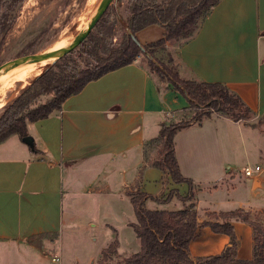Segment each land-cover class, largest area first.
Returning <instances> with one entry per match:
<instances>
[{"label":"crops","instance_id":"obj_1","mask_svg":"<svg viewBox=\"0 0 264 264\" xmlns=\"http://www.w3.org/2000/svg\"><path fill=\"white\" fill-rule=\"evenodd\" d=\"M163 34L161 25L151 24L135 38L142 46ZM173 45L181 78L222 83L255 114L251 121L241 122L212 113L173 137L180 173L193 183L197 228L189 256L196 260L219 254L229 242L227 235L213 232L205 222H222L220 212L244 206L264 210L259 205L264 175L255 186L256 179L241 173L252 164L251 158L255 164L264 163V120L252 125L264 119V0H220L193 37L165 42L167 48ZM187 107V99L172 88L162 89L137 57L89 81L67 97L61 109L28 121L27 133L38 151L17 134L0 142V264H14L17 257V264H38L45 247L54 250L51 258L59 255L61 264L56 243L68 221L76 218L103 235L100 252L115 238L118 254L137 252L140 241L130 225L135 214L126 193L138 190L154 198H164L172 189L188 193L186 182H173L167 171L145 159L147 142ZM237 190L248 191L257 201L252 206L234 203ZM145 205L174 210L182 202L173 196L168 202L147 199ZM204 211L214 218H205ZM230 222L237 238L236 257L250 260L252 228L240 220ZM72 229L69 235L74 237L77 230L74 225ZM45 235L53 236L46 245L34 243Z\"/></svg>","mask_w":264,"mask_h":264},{"label":"trees","instance_id":"obj_2","mask_svg":"<svg viewBox=\"0 0 264 264\" xmlns=\"http://www.w3.org/2000/svg\"><path fill=\"white\" fill-rule=\"evenodd\" d=\"M22 0H0V33L11 25L12 11ZM220 0H128L126 28L118 43H111L97 29L104 25L105 13L89 35L74 50L51 64L32 78L18 94L0 108V142L13 134L20 138L28 135L27 122L47 117L52 111L61 109L62 102L78 93L91 80L132 63L140 54L146 57L147 71L155 77L162 89L172 88L188 101L190 116H184L176 122L163 124L157 138L148 142L159 143L160 157L151 162L153 166L167 171L173 182H186L189 190L180 195L176 189L170 190L164 198H154L143 191H128L130 203L135 214V222L130 223L140 241V249L123 259V264H264L263 246H258V234L264 233L259 222L249 218V212L235 209L220 212L222 222H205L213 232L229 237V242L216 255H208L193 260L189 256V242L195 238L197 211L193 194V183L179 170L175 157L173 137L175 133L193 123H199L213 112L233 121L248 122L255 117L254 112L243 100L226 85L218 82H206L197 78L180 77L174 56L165 49V42H179L195 35L205 17ZM159 24L164 28L163 37L140 46L135 33L140 29ZM130 33H128V31ZM165 53L157 56L158 50ZM177 53V52H176ZM43 97H47L42 101ZM263 118L256 123L260 125ZM33 151H38L32 148ZM175 196L182 207L174 210L148 209L147 199L168 202ZM242 213V214H241ZM231 219L250 225L253 231V255L250 260L236 257L237 238ZM117 239L101 250L102 261L116 251Z\"/></svg>","mask_w":264,"mask_h":264},{"label":"rangeland","instance_id":"obj_3","mask_svg":"<svg viewBox=\"0 0 264 264\" xmlns=\"http://www.w3.org/2000/svg\"><path fill=\"white\" fill-rule=\"evenodd\" d=\"M92 1L93 0H22L16 5L11 13L13 21L11 22L10 27L5 32L0 33V64L10 59L29 55L49 48L52 49L62 42L61 40L64 36H67L69 41L72 40L80 29H82L89 21L88 19L91 17L93 11L100 2V0H95L97 3L95 8L90 9V7L94 5ZM147 1L160 2L162 0ZM127 6L128 0H113L106 10L107 13L104 19L105 24L97 29L101 35L107 37L108 41L113 44L120 41L122 33L126 28L125 20L129 14ZM165 49L169 50L174 56V63L177 68L176 45L170 46L169 48L165 47ZM165 49H159L157 51V56L161 57L165 53ZM75 50L73 55L77 57L78 53L75 52ZM138 57L147 67L146 57L143 54H140ZM45 65L46 64H43L39 68L38 74L44 70ZM25 70L26 69L19 70L7 77L1 78L0 84L19 75ZM38 74L27 77L24 81V86ZM24 86L20 87V83H18L13 91L14 96L9 98L5 104L10 102ZM46 98L47 97H43L42 101ZM193 111L189 109L185 111V113L182 112L181 115H177L176 118L169 120L168 124L169 122H176L184 116H190ZM231 131L234 134L237 133L235 127H232ZM159 157V143L147 142L145 147L146 161L151 163ZM250 160L252 163L250 165L254 166L256 163L255 160L253 158ZM259 162L261 165L264 164L262 160ZM257 185L258 179L255 180V186ZM260 196L259 201L262 203L259 202V205H264V184L260 190ZM233 197L234 198L232 199H235L234 203L241 201L249 206L254 205L255 201H257V199L251 196L248 191L244 192L242 190H237L236 195H233ZM242 210H247L249 212V218L253 221L259 222L262 228H264V210L251 211L246 206H244ZM203 216L209 220L214 218L213 213L208 211H204ZM83 222L84 220L82 218H76L71 222L68 221L67 225L64 227L63 233L60 235V241L58 244L56 243L55 249L56 251L59 250L61 254V264H101L102 255L100 247L104 243L102 239L103 235H97V229L93 227H91L92 229H86L83 227ZM72 225H74L77 230L74 233V237H72L71 234L69 235V232L73 230ZM88 231L95 235V240L92 239V234ZM52 237L53 236L45 235L33 241L39 246L43 244L46 245L47 241L52 240ZM113 240L114 239H111L107 242V246ZM257 245L263 246L262 250L264 252V233L258 234ZM53 253L54 250L49 251L46 250L45 247L40 254V259L38 257L36 263L54 264L50 259ZM18 258L19 257L14 261V264L19 263L17 262ZM124 258L125 257L118 254L116 250L109 254L108 259L104 261V264H123ZM9 259L11 260L10 257ZM6 261L7 259H4V263Z\"/></svg>","mask_w":264,"mask_h":264},{"label":"water","instance_id":"obj_4","mask_svg":"<svg viewBox=\"0 0 264 264\" xmlns=\"http://www.w3.org/2000/svg\"><path fill=\"white\" fill-rule=\"evenodd\" d=\"M113 0H100L99 4L93 11L89 21L85 26L74 36L68 44L57 48H49L43 51H38L29 55L17 57L14 59L7 60L0 64V74L6 72L10 69L20 67L30 63L45 62L46 64H51L61 58L62 56L70 53L72 50L77 48L83 40L89 35L92 29L95 27L97 22L100 20L102 15L107 10L108 6ZM130 33L129 30H127ZM131 34V33H130ZM132 35V34H131ZM137 42V40H136ZM138 43V42H137ZM139 44V43H138ZM22 142L28 145L30 148L34 147L33 137L31 135H26L21 138Z\"/></svg>","mask_w":264,"mask_h":264},{"label":"bare ground","instance_id":"obj_5","mask_svg":"<svg viewBox=\"0 0 264 264\" xmlns=\"http://www.w3.org/2000/svg\"><path fill=\"white\" fill-rule=\"evenodd\" d=\"M92 3H94V5H92L90 7V9H94L95 5L97 4L95 2V0H93ZM61 41L62 42H60L54 48L63 46V45L68 44L70 42L67 39V36H64ZM43 64H46V63L45 62L30 63V64H26V65H23V66H20V67H16V68L10 69V70L0 74V79H1L3 77H7L8 75L19 71V70L26 69L24 72L20 73L19 75H17L15 77L7 80L6 82H3L2 84H0V107H2L9 98L14 96L13 91H14L15 87H17V84L20 83V87L24 86V84H25L24 81L26 80V78L31 76V75L38 74L39 73V68Z\"/></svg>","mask_w":264,"mask_h":264},{"label":"built area","instance_id":"obj_6","mask_svg":"<svg viewBox=\"0 0 264 264\" xmlns=\"http://www.w3.org/2000/svg\"><path fill=\"white\" fill-rule=\"evenodd\" d=\"M243 176L250 178V179H258L264 173V164H255L254 166L247 164L241 170ZM51 260L56 263L60 264V257L59 255H54Z\"/></svg>","mask_w":264,"mask_h":264}]
</instances>
